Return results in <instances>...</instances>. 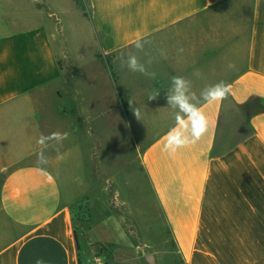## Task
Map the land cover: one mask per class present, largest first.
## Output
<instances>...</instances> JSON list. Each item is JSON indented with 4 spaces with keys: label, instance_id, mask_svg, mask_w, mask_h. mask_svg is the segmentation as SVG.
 <instances>
[{
    "label": "crops",
    "instance_id": "crops-1",
    "mask_svg": "<svg viewBox=\"0 0 264 264\" xmlns=\"http://www.w3.org/2000/svg\"><path fill=\"white\" fill-rule=\"evenodd\" d=\"M83 1L67 7L88 27L87 50L58 43L68 28L48 0H32L39 20L0 25V264H120V244L99 225L156 263L137 229L147 187L172 264H264V108L248 115L239 141L218 142L226 101L264 100V0ZM130 55L155 75L130 71ZM172 76L197 96L232 86L227 99L200 105L207 132L174 153L164 149L175 124L165 98ZM114 124L166 131L124 162L105 151ZM54 132L68 138L49 141L41 163L37 141Z\"/></svg>",
    "mask_w": 264,
    "mask_h": 264
},
{
    "label": "rangeland",
    "instance_id": "rangeland-1",
    "mask_svg": "<svg viewBox=\"0 0 264 264\" xmlns=\"http://www.w3.org/2000/svg\"><path fill=\"white\" fill-rule=\"evenodd\" d=\"M0 1H4L0 6V25L3 26V28L15 29L30 21H37L40 18V16H34L35 13L32 7V0ZM48 1L53 5L54 10L60 14L65 27L68 28L66 31L59 33L60 38L58 37L59 42H57L60 43V40L64 41L73 52L87 50L90 42V35L87 25L83 23L84 20L77 15V12L74 11L73 8L71 9V7H67V0ZM78 4V7L82 9L84 8L85 2L83 0H78ZM42 6H44L43 2L38 4L37 8ZM63 81L64 80L62 79L55 84L60 90L66 89ZM263 108L264 104L257 103L256 100H253L252 102L249 101L243 106H236L231 101H226L220 121L218 136V142L221 148L226 149L247 135L249 133L246 120L248 115L258 110H262ZM166 123L167 122H162L159 124L165 125ZM104 131L105 130H101L102 135ZM164 131L166 130L162 129L160 125L157 127L147 126V128L136 130V128L132 129L129 126L122 128L119 124H114V127L109 126V137L105 143V151L109 156H112L116 152H121L124 162H128L136 147L143 148ZM83 151H85V147L83 148ZM109 165H111V163H109ZM114 165L115 164H112L111 167ZM132 179V174L126 175V180ZM100 207V203L94 204L95 211L99 210ZM139 211L137 229L141 236L152 245L153 251L156 253V263L154 264H172L175 256L165 253L163 254L162 251L164 245L158 237V227L156 225L158 218L155 213L154 201L148 187L146 189V203L141 204ZM98 234L109 238L112 236L116 239V242L120 244V251L118 252L120 264H150L146 258H141L139 256L143 253V248L138 250L135 249V246L132 247L131 250L123 248L128 245V241L119 240L118 237L120 236L118 233H113L112 235V233L107 230V227L99 225ZM146 250L149 251V249ZM175 263L180 264L178 261H175Z\"/></svg>",
    "mask_w": 264,
    "mask_h": 264
},
{
    "label": "clouds",
    "instance_id": "clouds-1",
    "mask_svg": "<svg viewBox=\"0 0 264 264\" xmlns=\"http://www.w3.org/2000/svg\"><path fill=\"white\" fill-rule=\"evenodd\" d=\"M137 47L141 48L142 45L137 44ZM122 63L132 72L148 76L155 75V73H149L145 65L135 55L128 56ZM229 67H233V65L229 64ZM231 87L230 83L220 81L202 89L199 96H197L192 91L190 80L183 76H172L165 98L167 105L175 110V124L166 134L164 149L174 153L180 148L199 141L208 130V120L206 115L201 111L200 105L202 103L220 102L227 99L231 92ZM159 95V92H154L149 96V100H155ZM133 113L139 120V110L134 109ZM67 138V132H54L48 136L41 134L37 141L42 146L38 154L39 162L47 163L44 149L48 147L49 141H55L57 145H62L63 141ZM37 264H42V261H38Z\"/></svg>",
    "mask_w": 264,
    "mask_h": 264
},
{
    "label": "built area",
    "instance_id": "built-area-1",
    "mask_svg": "<svg viewBox=\"0 0 264 264\" xmlns=\"http://www.w3.org/2000/svg\"><path fill=\"white\" fill-rule=\"evenodd\" d=\"M93 264H106V262L105 261H102L100 259H97V260L94 261Z\"/></svg>",
    "mask_w": 264,
    "mask_h": 264
},
{
    "label": "trees",
    "instance_id": "trees-1",
    "mask_svg": "<svg viewBox=\"0 0 264 264\" xmlns=\"http://www.w3.org/2000/svg\"><path fill=\"white\" fill-rule=\"evenodd\" d=\"M75 2H76V4L79 6V4H78V0H75ZM256 102H257V103H260V104H262V103L264 104V100H263V99H257Z\"/></svg>",
    "mask_w": 264,
    "mask_h": 264
},
{
    "label": "water",
    "instance_id": "water-1",
    "mask_svg": "<svg viewBox=\"0 0 264 264\" xmlns=\"http://www.w3.org/2000/svg\"><path fill=\"white\" fill-rule=\"evenodd\" d=\"M148 259L151 260L150 262H151V264H153L152 258L150 256H148Z\"/></svg>",
    "mask_w": 264,
    "mask_h": 264
}]
</instances>
